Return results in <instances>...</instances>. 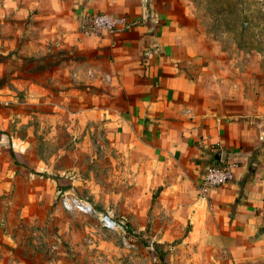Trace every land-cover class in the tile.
<instances>
[{
    "label": "rangeland",
    "instance_id": "rangeland-1",
    "mask_svg": "<svg viewBox=\"0 0 264 264\" xmlns=\"http://www.w3.org/2000/svg\"><path fill=\"white\" fill-rule=\"evenodd\" d=\"M158 3L209 110L264 117V0ZM30 35L17 46L0 24V264L177 261L190 229L162 209L164 171L123 148L105 89ZM65 197L92 212H67ZM100 215L117 229H100Z\"/></svg>",
    "mask_w": 264,
    "mask_h": 264
},
{
    "label": "crops",
    "instance_id": "crops-1",
    "mask_svg": "<svg viewBox=\"0 0 264 264\" xmlns=\"http://www.w3.org/2000/svg\"><path fill=\"white\" fill-rule=\"evenodd\" d=\"M97 13L130 27L89 33ZM0 24L17 46L31 34L70 57L78 81L105 89L106 124L123 148L164 171L162 209L190 229L166 264H264V117L209 110L158 0H0ZM219 160L234 163V180L208 187L205 169Z\"/></svg>",
    "mask_w": 264,
    "mask_h": 264
},
{
    "label": "built area",
    "instance_id": "built-area-1",
    "mask_svg": "<svg viewBox=\"0 0 264 264\" xmlns=\"http://www.w3.org/2000/svg\"><path fill=\"white\" fill-rule=\"evenodd\" d=\"M144 3L148 0H143ZM131 21H129L127 16H113L106 13H97L91 15L86 22L87 32L89 33H99V32H109L113 33L118 29H128L130 27ZM84 75L87 77H92V72L86 70ZM234 163H230L225 160H219L209 165L204 172V184L208 187H221L234 180ZM63 209L67 212H73L79 210L84 213H91L92 207L75 198V197H65L62 201ZM100 229L104 230H116V222L107 215H100L98 217Z\"/></svg>",
    "mask_w": 264,
    "mask_h": 264
}]
</instances>
